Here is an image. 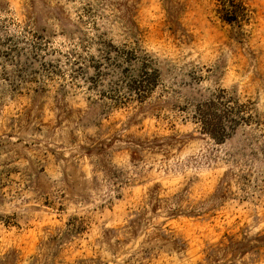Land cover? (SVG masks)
Here are the masks:
<instances>
[{
  "label": "rangeland",
  "instance_id": "obj_1",
  "mask_svg": "<svg viewBox=\"0 0 264 264\" xmlns=\"http://www.w3.org/2000/svg\"><path fill=\"white\" fill-rule=\"evenodd\" d=\"M0 0V264H264V0Z\"/></svg>",
  "mask_w": 264,
  "mask_h": 264
},
{
  "label": "trees",
  "instance_id": "obj_2",
  "mask_svg": "<svg viewBox=\"0 0 264 264\" xmlns=\"http://www.w3.org/2000/svg\"><path fill=\"white\" fill-rule=\"evenodd\" d=\"M216 13L219 18L228 24L239 23L247 17L243 4H234L233 0H216Z\"/></svg>",
  "mask_w": 264,
  "mask_h": 264
}]
</instances>
